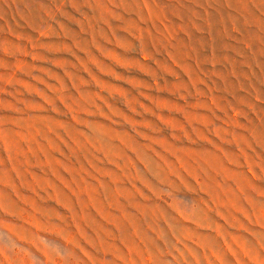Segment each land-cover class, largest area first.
<instances>
[{
    "label": "rangeland",
    "instance_id": "rangeland-1",
    "mask_svg": "<svg viewBox=\"0 0 264 264\" xmlns=\"http://www.w3.org/2000/svg\"><path fill=\"white\" fill-rule=\"evenodd\" d=\"M0 264H264V0H0Z\"/></svg>",
    "mask_w": 264,
    "mask_h": 264
}]
</instances>
